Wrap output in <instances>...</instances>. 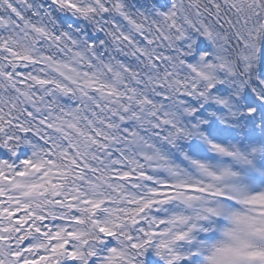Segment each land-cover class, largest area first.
<instances>
[{"label": "snow or ice", "instance_id": "snow-or-ice-1", "mask_svg": "<svg viewBox=\"0 0 264 264\" xmlns=\"http://www.w3.org/2000/svg\"><path fill=\"white\" fill-rule=\"evenodd\" d=\"M0 264H264V0H0Z\"/></svg>", "mask_w": 264, "mask_h": 264}]
</instances>
